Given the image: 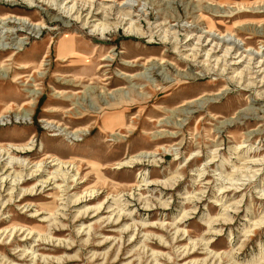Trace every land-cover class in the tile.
<instances>
[{
  "label": "rangeland",
  "instance_id": "obj_1",
  "mask_svg": "<svg viewBox=\"0 0 264 264\" xmlns=\"http://www.w3.org/2000/svg\"><path fill=\"white\" fill-rule=\"evenodd\" d=\"M88 2L0 0V264H264V0Z\"/></svg>",
  "mask_w": 264,
  "mask_h": 264
},
{
  "label": "bare ground",
  "instance_id": "obj_2",
  "mask_svg": "<svg viewBox=\"0 0 264 264\" xmlns=\"http://www.w3.org/2000/svg\"><path fill=\"white\" fill-rule=\"evenodd\" d=\"M73 1H76V0H73ZM81 1H83V3H84V6L85 5H87L88 6V8L89 9H92V3H90V2H88V0H81ZM50 3V2H49ZM74 8V6H71V8L68 10V13H71V11H72V9ZM101 9V8H100ZM103 10H105V9H101V11L102 12H105V11H103ZM67 11V10H66ZM87 11V10H86ZM107 11V10H106ZM109 14V13H108ZM71 16H73V15H71ZM70 16V17H71ZM87 16L89 17V19H91V18H95L96 17V15H94V14H92V13H88L87 14ZM121 16H122V14H121ZM124 16V15H123ZM8 19V18H7ZM7 19L6 18H3V19H1V22H0V51H8V50H10V49H16V50H20V48L21 47H24V43H23V41L21 40V39H19L20 41L19 42H17V43H14V44H11V43H13L12 41H15L13 38H11L13 35H16V34H18V32L19 31H14V30H12V31H9L8 29L6 30V32H2L1 30H3V29H5L6 28V26H8L9 24H10V22L9 21H7ZM118 19V18H117ZM79 20V18H77V20H75V21H78ZM18 21H19V26L20 27H23V28H27V30H32L31 32H33V31H40V29L42 28L41 26H42V24H26L25 22H24V20L22 19V18H18ZM95 21V20H94ZM123 22H126V21H124V17L121 19V21L120 22H118L116 25L117 26H114V27H112V28H109V27H107L105 24H98V27H100L101 28V31L99 32V30H94L95 32H97V34L98 35H100L101 37H105V35L106 34H108L109 32H111V30L112 29H115V28H119L121 25H122V23ZM84 25V28H85V25L86 24H83ZM100 25V26H99ZM93 29H96V27H97V25H93ZM100 28H98V29H100ZM134 31V34H136V36H138V37H143L144 36V33L143 32H141L140 30H133ZM209 33H211V32H209ZM153 34V33H152ZM152 34H150V36L152 35ZM218 37H219V35H218ZM218 37H215L214 35H211L210 36V38H211V41H210V43L211 42H216V43H214V45H212V47H211V49H209L208 50V52L206 53V56L207 57H211L212 55H216V53H219L218 51L220 50V48L221 49H224V54L226 55V56H224V58H228V56H231V54H230V52H231V50L234 48V47H238V45L234 42V41H231L230 39H226L225 37L226 36H222V37H220V38H218ZM200 37L198 38V41L200 42ZM6 41L8 42L9 41V43H8V47L6 48L5 46L7 45V43H6ZM169 41V40H168ZM11 42V43H10ZM67 42H69L68 40L64 43V44H61V46H60V49H59V57H63L65 54H67V53H71L72 55H76L73 51H72V49H71V44H69V43H67ZM199 45V47L198 48H196V49H192V50H189V51H192L191 52V55H184V54H181L180 56L181 57H183V60L184 61H186V62H188L189 61V63H197V60H198V58L200 57V55H201V52L202 51H204V48H202V44H197V46ZM209 45V44H208ZM228 46H231V47H228ZM10 47V48H9ZM70 47V48H69ZM201 48V49H200ZM236 48H234L235 50H234V52H236L237 51V49ZM174 50H176V48H174ZM244 52H247V53H249V55H253V58L252 59H248V65H251V66H253V68H260L261 66H263L264 65V62H262V64L260 65L259 63H261V61H257V59L256 58H254V56L256 57L257 55H259V53L258 52H252L251 50H245ZM243 52V53H244ZM202 57V56H201ZM241 56H239V58H240ZM244 58V57H243ZM225 60V59H224ZM246 60V59H245ZM161 61V60H160ZM183 61V62H184ZM206 61H208L209 62V58L206 60ZM216 61H218V60H216ZM147 62H149V61H147ZM208 62H203V64H205V63H208ZM225 62H226V60H225ZM251 62V63H250ZM163 62H161L160 64H162ZM227 63V64H226ZM225 64H224V66H228V67H230V66H237L238 64L235 62V63H229V62H226ZM156 64V63H155ZM198 64V63H197ZM27 67H23L22 69H26ZM154 68V67H153ZM153 68H152V70H153ZM214 68V67H213ZM227 68V67H226ZM252 68V69H253ZM206 69H207V67H206ZM220 69V68H219ZM247 69H249V73H251V68H247ZM261 70H259V71H257V72H255V74L257 75L259 72H260ZM262 73H264V70L262 71ZM184 79H191V77H190V75H186V77L184 78ZM232 79V78H231ZM238 81V83H241V79H238L237 80ZM247 82V81H246ZM246 82H244V83H246ZM259 83H262V82H259ZM255 84V81L253 80L252 82H248L246 85H245V87L246 88H249V86H252V85H254ZM184 105V104H183ZM28 115V114H27ZM47 124H49V123H47ZM74 133H76V132H74ZM75 134H72V136H74ZM23 150L24 149H21V150H16V149H11V152L13 151V152H15V153H18V154H24L23 153ZM8 152V151H7ZM12 152V153H13ZM150 156H151V154H146V153H142V154H140L138 157H140L141 159L143 158V159H147V158H150ZM137 157V158H138ZM143 159L141 160V162H139V161H137V160H129L128 162H126V163H134V162H138V164H141L142 162H143ZM133 161V162H132ZM145 161V160H144ZM148 161V160H147ZM54 162H56L58 165L57 166H59V165H63L64 163L62 162V161H60L59 159H54ZM149 162V161H148ZM10 163H13V164H15L16 165V167H20L21 169L23 168V166H24V163H18V162H16V161H14V162H10ZM12 165V164H11ZM53 165H56V164H53ZM120 166H125V164H124V162H123V164H119ZM14 166H11V168H13ZM25 167V169H26V166H24ZM36 168H37V170H35V171H33V172H31L29 175L31 176V177H34V176H37V173L38 172H40V168H41V166H36ZM59 169V168H58ZM23 170V169H22ZM7 171H9V167H7V170L5 171V173L7 172ZM42 172V171H41ZM60 172V171H59ZM59 174V173H58ZM22 174H18V175H16V181H18V183H19V180L21 179V176ZM39 175H41V174H39ZM60 176H61V174H60ZM58 177V175H55L53 178H51V180L53 179H56ZM63 177V176H62ZM44 183H42L41 184V186L43 185Z\"/></svg>",
  "mask_w": 264,
  "mask_h": 264
}]
</instances>
